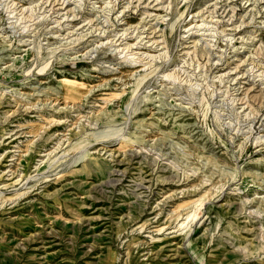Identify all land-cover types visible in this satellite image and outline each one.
<instances>
[{
  "label": "rangeland",
  "instance_id": "rangeland-1",
  "mask_svg": "<svg viewBox=\"0 0 264 264\" xmlns=\"http://www.w3.org/2000/svg\"><path fill=\"white\" fill-rule=\"evenodd\" d=\"M0 264H264V0H0Z\"/></svg>",
  "mask_w": 264,
  "mask_h": 264
},
{
  "label": "bare ground",
  "instance_id": "bare-ground-1",
  "mask_svg": "<svg viewBox=\"0 0 264 264\" xmlns=\"http://www.w3.org/2000/svg\"><path fill=\"white\" fill-rule=\"evenodd\" d=\"M120 34H121V33H120ZM127 36H128V35H127ZM128 48H129V47H128ZM128 60H130V59H128ZM64 82L68 83V81H65V80H64ZM65 102H66V101H65Z\"/></svg>",
  "mask_w": 264,
  "mask_h": 264
}]
</instances>
